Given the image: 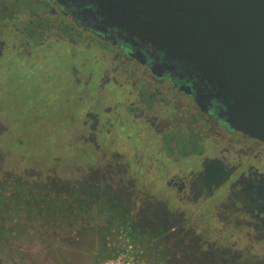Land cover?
<instances>
[{
  "label": "flooded vegetation",
  "instance_id": "obj_1",
  "mask_svg": "<svg viewBox=\"0 0 264 264\" xmlns=\"http://www.w3.org/2000/svg\"><path fill=\"white\" fill-rule=\"evenodd\" d=\"M193 2L185 20L129 22L111 19L93 0H0V89L8 94L10 133L34 125L27 109L36 108L26 107L37 98L28 100L26 72L50 60L63 98L50 113L36 109L39 117L52 130L69 129L75 155L100 172L70 179L66 190L52 184L60 174L17 175L10 197L17 205L82 231L117 230L132 249L217 242L220 263L264 260V139L228 121L236 88L264 76L263 65L256 49L238 45L252 30L247 21L224 30L220 15ZM119 182L134 187L114 189Z\"/></svg>",
  "mask_w": 264,
  "mask_h": 264
},
{
  "label": "rangeland",
  "instance_id": "obj_2",
  "mask_svg": "<svg viewBox=\"0 0 264 264\" xmlns=\"http://www.w3.org/2000/svg\"><path fill=\"white\" fill-rule=\"evenodd\" d=\"M42 66L40 71L32 68L26 72V76L32 73L28 78V100L36 97L37 102L30 101L25 107H35L43 113H50V106L58 104L63 98L61 85L64 82L58 80L57 76L50 77L53 71L50 60ZM42 72L46 75L44 79L36 76ZM7 84L5 87L8 91ZM8 93L13 96L10 91ZM46 97L50 98V103ZM6 101L8 94L0 89V264H225L218 260L217 242H144L140 243L142 246L135 245L132 249L131 242H127L128 239L117 230L103 227L82 231L64 218L56 220L52 214L40 215V220L33 217L26 205H17L18 199L10 198L16 185L11 180L17 175L30 179L38 178L39 175L60 174L63 177L60 183L52 184L57 185L58 190H66L63 187L69 186L70 179L98 178L100 172L94 171L97 165H92L93 169L89 168V159L80 154L75 155L73 136L71 138L69 129L58 131L48 128V124L44 125L39 117L44 115L36 109L31 108L34 113H29L27 109L34 125L25 128L20 124L12 135ZM79 151L84 154L91 152L89 148ZM74 163H78L76 167H73ZM63 164L67 166L62 167ZM114 185V189L122 192L134 187L130 183L121 182ZM13 201L16 205H13ZM234 243L223 244L229 248ZM242 243L247 242H238L239 245ZM251 259L244 264H264V260ZM235 262L241 264L239 260Z\"/></svg>",
  "mask_w": 264,
  "mask_h": 264
},
{
  "label": "water",
  "instance_id": "obj_3",
  "mask_svg": "<svg viewBox=\"0 0 264 264\" xmlns=\"http://www.w3.org/2000/svg\"><path fill=\"white\" fill-rule=\"evenodd\" d=\"M113 20L139 21L138 19L163 20L167 15L185 20V6L197 8L195 0H93ZM200 1V0H199ZM200 7L213 15H220L224 30L233 20L248 22L252 30L238 45L256 49L258 61L264 69V0H201ZM228 21V22H227ZM227 22L223 25V23ZM223 25V26H222ZM262 56V59L259 60ZM249 63V62H248ZM247 63V64H248ZM243 66V65H241ZM239 101L229 112L232 126L264 139V76L250 78L247 84L236 88Z\"/></svg>",
  "mask_w": 264,
  "mask_h": 264
}]
</instances>
